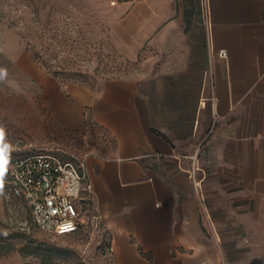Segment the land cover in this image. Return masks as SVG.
<instances>
[{
  "label": "crops",
  "instance_id": "0c3cea01",
  "mask_svg": "<svg viewBox=\"0 0 264 264\" xmlns=\"http://www.w3.org/2000/svg\"><path fill=\"white\" fill-rule=\"evenodd\" d=\"M115 4L133 77L64 89L22 67L61 123L115 142L80 162L116 264H264V0H209V20L202 0Z\"/></svg>",
  "mask_w": 264,
  "mask_h": 264
},
{
  "label": "rangeland",
  "instance_id": "374dc122",
  "mask_svg": "<svg viewBox=\"0 0 264 264\" xmlns=\"http://www.w3.org/2000/svg\"><path fill=\"white\" fill-rule=\"evenodd\" d=\"M118 1L124 0H0V236L24 234L33 253L24 256L20 249L27 241L17 240L0 264H116L100 223L62 236L41 231L27 204L12 196L7 168L13 155L28 150L74 162L113 150L111 135L93 122L61 123L22 64L34 62L64 89L70 83L96 89L109 78L133 77L135 63L118 54L109 38Z\"/></svg>",
  "mask_w": 264,
  "mask_h": 264
},
{
  "label": "built area",
  "instance_id": "2783aa9c",
  "mask_svg": "<svg viewBox=\"0 0 264 264\" xmlns=\"http://www.w3.org/2000/svg\"><path fill=\"white\" fill-rule=\"evenodd\" d=\"M202 9L209 20V0H202ZM8 184L12 196L27 204L33 222L44 233L67 235L98 224L93 185L83 162L52 151H23L9 161Z\"/></svg>",
  "mask_w": 264,
  "mask_h": 264
},
{
  "label": "trees",
  "instance_id": "16d2710c",
  "mask_svg": "<svg viewBox=\"0 0 264 264\" xmlns=\"http://www.w3.org/2000/svg\"><path fill=\"white\" fill-rule=\"evenodd\" d=\"M7 174H8V171H7ZM28 209H29V207H28ZM29 211H30V209H29ZM30 215H31V213H30ZM21 233H23V232H21ZM47 235H55V234H47ZM59 236H62V235H59ZM26 238L27 237L24 234L19 235V232H18V234H14V233L9 234L8 233L6 235H1L0 236V255L8 253L12 248H14L17 240H23V239H25L27 242L25 243V246L20 249V251L22 252V254L24 256L29 255V254H33L32 249L28 248V246H30V244Z\"/></svg>",
  "mask_w": 264,
  "mask_h": 264
}]
</instances>
